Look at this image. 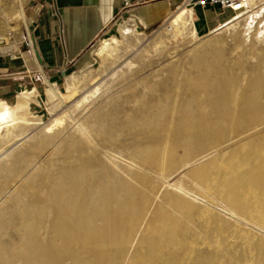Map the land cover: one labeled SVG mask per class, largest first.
<instances>
[{
    "label": "bare ground",
    "instance_id": "obj_1",
    "mask_svg": "<svg viewBox=\"0 0 264 264\" xmlns=\"http://www.w3.org/2000/svg\"><path fill=\"white\" fill-rule=\"evenodd\" d=\"M187 12L173 13L163 29L187 36ZM263 13L264 7L255 15ZM19 17L27 21L23 9ZM236 29L225 33L231 45L223 35L198 42L185 65L173 63L159 86H148L153 95L182 90L175 102L150 104L153 116L138 117V109L121 116L107 103L89 108L140 56L91 88L90 76L85 84L79 74L68 77L67 92L86 91L73 110L88 115L75 128L71 112H59L65 93L49 86L54 117L41 133L52 149L30 161L15 188L0 190V216L9 214L0 264H264V18L245 39ZM122 31L136 34L129 24ZM124 43L117 35L103 40L102 71ZM242 43L250 51L235 53ZM166 44L156 38L151 46ZM139 53L151 55L149 47ZM35 98L24 90L0 108L9 109L0 113V134L6 126L9 138H18L42 122L31 110ZM12 150L0 157V168L12 165ZM36 183L40 197L29 191Z\"/></svg>",
    "mask_w": 264,
    "mask_h": 264
},
{
    "label": "rangeland",
    "instance_id": "obj_2",
    "mask_svg": "<svg viewBox=\"0 0 264 264\" xmlns=\"http://www.w3.org/2000/svg\"><path fill=\"white\" fill-rule=\"evenodd\" d=\"M28 2L29 0H0V37L1 35L4 36L5 43H8L10 39L22 37L28 34L27 21L25 22L19 17V11L21 9L25 11V6ZM181 2L182 0H176L174 10L175 14L179 12L177 7ZM263 7L264 0L262 3L256 2L250 10L240 15L235 11L229 9L223 10L217 6L207 7L206 12H204L205 10L199 8H196L195 11L188 9L187 13L189 14V25L187 28V36L182 34L175 36L174 30L166 32L163 29L164 27L159 28L163 23L153 32H145L134 29L136 34L131 33L128 36H125L121 28V31L118 33H111L103 36L97 48L98 52L102 46L103 40L111 35L119 36L122 40H124V44L127 46L126 50L119 55H107L105 71L101 70L102 58L96 55L92 65L84 67L83 69H78L77 71H72L68 74V77L73 73L79 74L83 77L82 84H85V80H87L90 76V80L87 82V87L91 88L98 83L110 80L112 75L121 68L125 67L130 59L140 56L137 59L136 65L131 69L125 67V71L123 73H119L118 77L114 80L115 85L108 90H105V92H103L94 104L89 105V108L94 109L95 106H99L101 103H107L106 109H113L115 113H118L121 116L127 114L128 109H138L136 110V114L141 118L153 116L154 109H150V104L159 103L161 101L167 103L175 102L178 99L177 95H179V97L182 95V90L174 89L170 93L159 90L153 95L148 87L150 84H157L159 86L162 82L163 76L166 74L167 70L171 68L173 63L182 61L183 65H185V59L187 58L189 51L198 42L217 35H223L224 42L227 45H231V42L225 33L227 30L233 31L235 28H237L236 32L233 33L236 34V36H239L242 39L248 37L247 35L249 34L250 25L258 27L264 18V13L261 14V16L255 15V12H260ZM129 25L133 28L131 24ZM194 30L196 31V34L193 33ZM260 33H262V31H255V35H259ZM137 35L142 36L140 43L136 41ZM156 38L164 39L167 43L166 46H163L158 51L154 50L151 46L152 42ZM135 42L136 44L133 45ZM148 47L151 55L147 57L140 55L141 53L139 52H142ZM248 51H250V46L242 43L236 48L235 53H248ZM242 63L247 70L251 67V65L246 63V61H243ZM155 74H159L156 79L153 78ZM66 85L67 80L62 83L60 87H58L65 93L63 104L59 107V112L63 110L70 111L72 114L70 128H75L77 123L81 122V120L88 115L85 109L77 111L73 110L76 100L82 97L86 91H81L80 95L73 96L70 92L66 91ZM123 85L130 86L127 90H124ZM20 93L18 95H20ZM213 93V90H209L207 97H212ZM179 101H182L181 98H179ZM44 105L45 109H47L44 119L41 118V123L30 126L28 130L31 134L35 133L34 136L28 135L29 137L25 140L9 138V150L13 149L12 152H14L13 156H11L13 161L12 165L7 168L3 166L6 164L4 161L5 163L2 165L3 169H1L2 166L0 168V190L7 189L9 191V187L11 186L12 188H15L16 181H19V183L23 181L24 178L22 176L28 172L30 161L33 159L41 161L46 158L48 153L51 151L52 146L47 143L50 141V138L44 137L41 133L42 127L54 117V114L51 113L50 110L51 102L49 101L48 94L44 97ZM143 105H145V107H143ZM31 109H34V107ZM21 140H23V142L18 143ZM34 142L40 144L39 147L35 150L27 151L25 145L28 146ZM41 144L44 145L42 146ZM8 163L9 161H7V164ZM51 171L52 169L49 170V172ZM17 174L20 175L16 177ZM30 189V192H34L38 197L41 196L42 187L40 184L33 185ZM25 197L28 196L25 195ZM15 211L17 212H14L13 214L19 213V210ZM0 237L9 239V214H3L0 216Z\"/></svg>",
    "mask_w": 264,
    "mask_h": 264
},
{
    "label": "crops",
    "instance_id": "obj_3",
    "mask_svg": "<svg viewBox=\"0 0 264 264\" xmlns=\"http://www.w3.org/2000/svg\"><path fill=\"white\" fill-rule=\"evenodd\" d=\"M121 4L122 0H29L25 6L28 34L0 44V108L15 103L21 91L31 90L36 92L31 110L44 119L47 88L60 87L69 73L92 65L103 36L118 33L127 23L153 32L171 18L176 0L124 10ZM0 113L8 114L9 109ZM28 135L30 131L18 139ZM0 147V157L9 152L6 126Z\"/></svg>",
    "mask_w": 264,
    "mask_h": 264
},
{
    "label": "built area",
    "instance_id": "obj_4",
    "mask_svg": "<svg viewBox=\"0 0 264 264\" xmlns=\"http://www.w3.org/2000/svg\"><path fill=\"white\" fill-rule=\"evenodd\" d=\"M154 1L156 0H122L121 8L123 10L129 9L139 5L148 4ZM209 6H219L223 10L229 9L235 11L240 15L252 8L253 0H182V2L178 5L177 10L180 11L183 9H189L191 11H195L196 8L206 9ZM170 19L165 21L159 28L168 25Z\"/></svg>",
    "mask_w": 264,
    "mask_h": 264
},
{
    "label": "water",
    "instance_id": "obj_5",
    "mask_svg": "<svg viewBox=\"0 0 264 264\" xmlns=\"http://www.w3.org/2000/svg\"><path fill=\"white\" fill-rule=\"evenodd\" d=\"M5 42V38L4 37H0V44Z\"/></svg>",
    "mask_w": 264,
    "mask_h": 264
}]
</instances>
